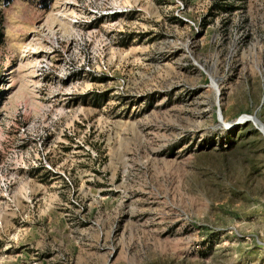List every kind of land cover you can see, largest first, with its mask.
<instances>
[{"label":"rangeland","instance_id":"374dc122","mask_svg":"<svg viewBox=\"0 0 264 264\" xmlns=\"http://www.w3.org/2000/svg\"><path fill=\"white\" fill-rule=\"evenodd\" d=\"M0 264H264V0H0Z\"/></svg>","mask_w":264,"mask_h":264},{"label":"trees","instance_id":"16d2710c","mask_svg":"<svg viewBox=\"0 0 264 264\" xmlns=\"http://www.w3.org/2000/svg\"><path fill=\"white\" fill-rule=\"evenodd\" d=\"M0 36H1V34H0ZM1 39V38H0Z\"/></svg>","mask_w":264,"mask_h":264}]
</instances>
